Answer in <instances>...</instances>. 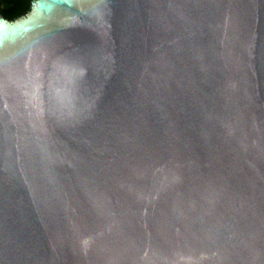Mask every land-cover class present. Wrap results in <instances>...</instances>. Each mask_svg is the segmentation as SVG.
<instances>
[{"label": "water", "instance_id": "95a60500", "mask_svg": "<svg viewBox=\"0 0 264 264\" xmlns=\"http://www.w3.org/2000/svg\"><path fill=\"white\" fill-rule=\"evenodd\" d=\"M0 17V264H264V0Z\"/></svg>", "mask_w": 264, "mask_h": 264}, {"label": "trees", "instance_id": "16d2710c", "mask_svg": "<svg viewBox=\"0 0 264 264\" xmlns=\"http://www.w3.org/2000/svg\"><path fill=\"white\" fill-rule=\"evenodd\" d=\"M29 6L30 0H0V12L9 19L23 15Z\"/></svg>", "mask_w": 264, "mask_h": 264}, {"label": "clouds", "instance_id": "9594fccd", "mask_svg": "<svg viewBox=\"0 0 264 264\" xmlns=\"http://www.w3.org/2000/svg\"><path fill=\"white\" fill-rule=\"evenodd\" d=\"M8 23L9 22L5 21L2 17H0V27H6L8 26Z\"/></svg>", "mask_w": 264, "mask_h": 264}]
</instances>
